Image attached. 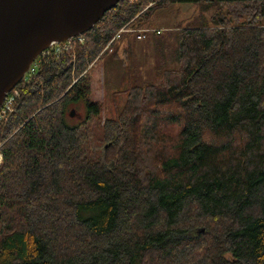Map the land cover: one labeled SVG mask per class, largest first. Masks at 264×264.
<instances>
[{
	"label": "trees",
	"instance_id": "trees-1",
	"mask_svg": "<svg viewBox=\"0 0 264 264\" xmlns=\"http://www.w3.org/2000/svg\"><path fill=\"white\" fill-rule=\"evenodd\" d=\"M174 4L199 10L174 36L175 67L143 85L129 73L99 126L89 66ZM82 36L9 93L0 264H264V0H121Z\"/></svg>",
	"mask_w": 264,
	"mask_h": 264
},
{
	"label": "water",
	"instance_id": "water-1",
	"mask_svg": "<svg viewBox=\"0 0 264 264\" xmlns=\"http://www.w3.org/2000/svg\"><path fill=\"white\" fill-rule=\"evenodd\" d=\"M120 1L0 0V107L41 51L89 32Z\"/></svg>",
	"mask_w": 264,
	"mask_h": 264
},
{
	"label": "rangeland",
	"instance_id": "rangeland-1",
	"mask_svg": "<svg viewBox=\"0 0 264 264\" xmlns=\"http://www.w3.org/2000/svg\"><path fill=\"white\" fill-rule=\"evenodd\" d=\"M198 12V7L192 4H174L160 9L154 13L147 25L135 29L150 30L142 40H137V34L130 32L129 37L119 46L117 59L112 58V52L106 53L92 67L89 66L87 78L90 93L88 99L98 102L101 106V112L97 118L99 126L106 119L114 118L123 107L129 73L133 74L137 84L143 85L158 82L156 72L162 62L168 68L175 67L174 36L178 28L186 25ZM210 13H206V17H209ZM156 30L159 33H156ZM127 48H129V53H126ZM68 110L69 112L73 110L74 113L72 117L66 115V123L71 126L80 124L84 119L78 116L83 115L84 118L86 116L85 101L69 105ZM94 134L97 136L98 130H94Z\"/></svg>",
	"mask_w": 264,
	"mask_h": 264
},
{
	"label": "built area",
	"instance_id": "built-area-1",
	"mask_svg": "<svg viewBox=\"0 0 264 264\" xmlns=\"http://www.w3.org/2000/svg\"><path fill=\"white\" fill-rule=\"evenodd\" d=\"M129 1V0H127ZM131 0L130 2H132ZM150 30H135L128 28L127 26L122 27L119 31L112 36V38L106 43L104 48L99 52L97 58L102 57L106 53H111L113 50V44L120 38L121 34L123 33H136V39L142 40L145 37V34ZM159 33L158 30L155 31ZM84 38L82 35H79L74 38H70L69 40L62 42V43H51L46 49L41 51V53L36 57L34 62L29 67L27 73L25 74L24 78H29L31 75L34 74L38 65L43 61L49 60H58L64 53L72 51L74 46L77 44H83ZM15 96H17V92L14 91L11 94H7L1 107H0V120L5 121L8 116L12 112V104L14 103ZM2 160V154L0 153V163Z\"/></svg>",
	"mask_w": 264,
	"mask_h": 264
},
{
	"label": "flooded vegetation",
	"instance_id": "flooded-vegetation-1",
	"mask_svg": "<svg viewBox=\"0 0 264 264\" xmlns=\"http://www.w3.org/2000/svg\"><path fill=\"white\" fill-rule=\"evenodd\" d=\"M73 113H74V111L72 110L71 112H69V110H68V112H67V114L66 115H68L69 117H72L73 116ZM71 114H72V116H71ZM80 119H84V117H83V115L81 116V115H79L78 116Z\"/></svg>",
	"mask_w": 264,
	"mask_h": 264
}]
</instances>
